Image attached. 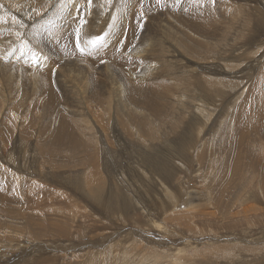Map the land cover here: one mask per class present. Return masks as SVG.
Segmentation results:
<instances>
[{
  "label": "bare ground",
  "instance_id": "1",
  "mask_svg": "<svg viewBox=\"0 0 264 264\" xmlns=\"http://www.w3.org/2000/svg\"><path fill=\"white\" fill-rule=\"evenodd\" d=\"M2 1L5 4L1 7V9L3 11L10 12L13 16H10L7 19V23L4 24L2 27H0V84L11 86L13 89L12 91L13 93L9 97L10 102L6 101V98L0 95V113L3 110L1 115L2 121L0 122V136L5 135L9 137H16L14 135V132L19 128V125L23 123H33L32 129L35 128L38 124H40L42 127L41 129L42 135H46L48 137L47 141L52 142V144L49 147L46 144H40V150L43 155L50 154L52 152V149H54L53 147H59V146H66V147L71 146L68 147V149L64 150V151L68 150L67 156H70V154L74 155L76 149L88 151L89 158L87 164L85 165V169L82 172H80L77 178L68 177L67 180H69V184H71V188L69 189L72 193L74 194L76 193L77 195H79L84 201L85 205L92 204L94 206V208L99 214V216H97L99 220H100L99 217L102 216L103 218L108 219V221L110 220L109 222H111L112 225L113 222L115 221L114 223L116 225L117 224L120 225V229L117 226H116V230L100 227L98 225L99 222L97 220L94 221L92 220V218H90L92 222L89 223L90 229L84 232L83 226L82 229H80L79 227L72 228L71 226L68 227L65 226L63 223L61 224L57 222L60 218H57V220L54 221L51 220L50 217L47 218L45 217L46 218L45 219L46 221H44L45 224L38 223L39 224L38 226L40 228H37V230H35V232H38L37 234L35 232H34L35 234L28 233L29 236L28 243L30 241H37V243L36 242H31L29 244L27 243V245L30 246L31 245L41 246L44 250L41 251L38 248L39 250H37L36 252H34L35 251L34 250L32 252H28L27 254L26 253L19 254L21 255L20 258H16L17 256L14 255V252L11 253L10 258H8L6 257V255L5 256L2 255L5 253L2 251L0 254V264H48L44 262L45 261L44 254L46 252H50L49 254L53 255V258L49 264H100L102 260V256L105 254L104 253L105 249L103 248V244L107 246V250L112 249L110 252L118 257L117 261L115 263L114 261H111V264L113 263L124 264L121 260L120 250L122 244L125 241L127 242L129 239H131L129 244L130 243L132 244H130L125 249V251H123L124 252L123 255L124 254L127 255V258L129 260L127 264H135L133 260L142 262L144 259H148L146 258L148 254L147 255L143 254L142 250H146V253L148 251L150 252L151 250H153L152 248L153 245L149 244L150 240L148 238L149 237L148 233L153 227H155L156 224L153 222L151 218L153 214L150 213V211L152 212L155 211L154 214L155 216L157 215L158 217H161L165 215L167 212H171V211L174 213L176 211V214L179 216L180 207L183 208L181 209V212L184 213L193 210V208L205 209L207 211L205 213L211 216V224L209 223L207 226L206 224H202L198 227H195L198 228L195 230V232L190 230L186 232L189 235L191 234L192 237L190 238V240L192 241L194 240L195 243L196 238L194 237L200 235H209L211 236V239H213L212 237H217V236L220 237L219 232L222 231L224 232L225 230L227 231V233L225 237H223V239L226 240L222 242H226L227 244L226 245L224 244L225 245L224 247H222L221 245L219 246L218 253H220L221 259H217V261L210 260V261L201 262L200 260L198 261V259L201 260L212 259L213 252L211 253L210 250H204V249L198 250L197 248L195 249L194 247H192L193 245L191 244V242L190 243L189 241L184 242L181 240V238H179L178 245L182 244L181 245L182 247L180 248V250L179 248L178 250H176V253H178L179 255L174 254L172 256L175 257L174 259L175 262H179L176 260H180L183 258L186 260L192 259L184 262L180 260L183 263H191V264L196 263L195 259L193 258H197V261L199 262L198 264H232L234 260H228V259H233V258L243 261L244 263H245L244 260H247L248 258L256 261L257 263L259 261L264 262V257L259 254L260 252H264V250L261 249V247L264 246V240H263L264 213H261L264 211V206L262 208H257L252 205L253 203H261L262 205H264V201H262V197H260L257 193L254 197H251L253 195V191L250 190L251 192H249V194L245 196L237 197L236 199H229L228 202L223 206V202L222 201L220 202V198L223 194V191L226 192V190H224L226 187L225 188L223 187L219 194L216 193L214 195L213 202L211 201L212 200L211 197L210 201L212 202L211 204L214 209H209L208 205H210V203L208 204L209 201L206 200L208 196L207 194H195L192 196L180 194L181 188L179 184H177L179 180V173L187 172V169L191 166L189 159L191 158L192 153H195V151H197V149L201 147L202 139L200 135L202 133L199 135L200 131H198V133H195L194 138L192 137V135L191 136L187 135L186 131L181 132V137L178 146L177 148H173V149H177L179 156H184V154H187L186 159L188 160H185V158H183L182 160L176 159L175 161H173V166H168L152 159L133 157L131 149H126L123 146V147H119L118 149H115L114 153L119 157L118 158L119 164L121 163L122 160L124 170H122V168L119 166L108 167L106 166V163L105 164L103 163L102 160L99 161L97 157V149L92 144L93 139L97 135L98 139L102 143L103 151H104V147L107 146V138L113 135H117V132L114 129L117 123H121L120 130L123 131V133H129V130L126 129L125 125L123 124L126 123V125L129 127H133V126L138 127L141 131H143L145 137H150L156 140L157 139L156 134L149 130L151 126L148 124L146 118L144 117L145 113H149V115L153 117L154 123L160 122L164 124L165 122L169 121L170 123L167 125V128L171 130H176L179 129V112L182 117L184 115V119L186 116L187 119L189 118L194 119L195 116H198V118H196L193 124L191 123L190 126L194 130L205 129V131H202L205 132V139L203 140V142H209V140L211 139V134L213 132L214 126L218 124L221 118V124L217 125V127L219 128L217 131L218 133L221 134L220 135L221 139H219V144H217L218 146L216 145L217 149L215 148L214 152L216 154L217 152L222 150L223 153L227 152L226 156L228 157L227 160L223 162L224 163L223 168L226 174L219 178V182L222 181V178H225L226 181H229L227 184H231L233 175L239 177L240 179L239 183L244 181L243 177L245 175L244 171L246 166L242 164L244 160V152H245L242 142L246 137L245 134L247 133L253 134V127L250 125V121L245 119L239 113L241 110H243L241 109L239 111L240 106L241 108H244L242 107L243 103H241L236 110L237 112L236 117L241 118L244 121V126H243L244 130L243 128L240 129L238 124L237 125L235 124L237 126V128L235 126V130H230L231 129L230 127L231 123L229 122L230 115L227 113L230 109L229 100L224 102L225 104L223 105L221 112L217 116L216 121L213 124L212 123L207 124L211 113L215 112V114H217V112L213 108L215 107L213 101L205 99L206 95H210L207 92V86L216 85V83H219L220 81L212 77H206L205 73L202 72V69H199L197 72H195L189 65L183 62H182V66L184 67L183 73L187 75V78H179V46L181 47L183 53L190 54L191 52H189L184 47V46H188L187 43H182V41H180L181 44H179V42H174V43L167 42V45L165 47L162 43H159V41L156 40V38H159L158 36L162 37L161 34H158V36L155 35L154 37H151L156 41L152 45L154 47L153 49L150 48L147 50L142 49V54H139V56L128 55L126 57H123L122 52L127 50L120 44L122 43L123 40L122 36L125 35V33H127V40L124 37V39L127 42L129 40L128 36L133 37V35L131 34L133 29H135L136 31L137 27L139 28V22L137 23L133 19L135 4L138 0H134V1L120 0L119 6L112 8V14L108 21L111 24L108 27L107 31H103L100 33L95 32L92 29V26L97 24V21L99 20L100 16L106 11V7H105L106 4H108L112 0H38V1L37 0H2ZM28 1H30L32 4H34V2L36 1L37 3L33 8H31L26 12L27 5H29L27 3ZM132 2L134 3L132 4ZM216 3L222 6L229 5L226 0H216ZM259 8L260 9L258 11L252 10L249 7H248L249 10L244 9L242 18L247 16L245 17L246 22H248V24L252 22L251 26L248 27L251 29L245 35V38H243L244 41L240 44L242 45L246 41V37L248 36L246 41V46L239 47L237 50L232 49L231 51L233 52H230L231 55L235 54V52L237 51H240L244 47L252 48L256 50L254 51L256 53L257 51H259L257 49L259 48L261 41L262 43H264L263 41L264 13L262 11V8L261 7ZM74 16L76 17L81 16L83 18V19L81 18L82 19L81 21L85 22L83 23L84 25H82V27L83 26L84 27H83V33L81 34L78 33L73 27V25H75L73 24V22H75L76 24H79L80 22V18L74 19L73 18ZM254 17L257 18V21L254 20ZM252 19L254 20L255 23L252 21ZM18 21H20L21 23H17ZM76 28H78V26ZM164 30L167 33L170 29L165 27ZM199 33L205 34L206 30H201L199 31ZM1 34L3 35V38H1ZM73 34L77 35V37L79 36L78 42L74 41L75 39L73 40ZM109 35L112 36L111 40L110 39L108 40ZM92 37L94 38L98 37L100 40L97 39L98 41H95L96 39H94L93 41L91 39H88ZM259 38H263V40ZM146 41L147 39L144 40V42ZM59 46H62L63 48L61 49ZM263 46L261 44V47ZM2 48H6L10 55H5ZM18 48L19 51L17 50ZM202 48L204 47L200 46L196 48L194 51L200 50L199 52L200 54H202L201 52ZM40 49H43L42 51H44L45 49L54 51L53 58L48 57V60L43 59L44 60L43 61L41 58H39L40 56H37L38 55L37 50L39 51ZM224 52H226V49L223 51V53ZM43 55L45 56V54ZM17 57L19 59H17ZM71 57H75V59L76 57H79L83 59L85 63L88 62V64L90 65L89 67H91V70L89 72L87 71L88 72L87 74H90V76L87 77L85 76V80H87L85 86L86 88H88L89 97L92 102L99 101L98 98L100 97V95L97 94L92 77L95 74L97 75L94 78L101 83L102 88L108 95V98L111 97L115 91L118 103L116 104V106L113 107V109L109 107L108 101L106 100V107L110 112V127L108 131H106V128L104 126H101L103 125V120L98 116L94 115V118L101 124L96 126L97 127L96 132H93L91 128H85L84 130L76 131L75 134L77 135V137H75L73 132L69 130L68 124L66 123L64 117L61 115V113L67 112L66 103L68 102V100L78 94V91L76 90L77 88L76 77L78 78L81 77V72H83L82 70L81 72H79L78 70L77 71L78 74L75 77V75L69 76L70 72L67 73L66 69H63L64 67L65 68L69 67L68 63L71 60L70 59ZM197 57L199 64H200V60L201 61L205 60V62H208L204 67L205 69L216 71L218 73H225V70L230 68L231 70H233V68L236 69L242 64V66L238 68V72L236 71L237 78H240L242 77V70L256 72L257 69H255V67L258 65L261 59L263 60L264 52H262L257 59L254 60L246 59L242 63H240V60L238 58V60L234 61V63L237 64L234 66L225 64V62L227 61L226 59L227 57L224 56L222 57L221 55L216 58L214 57V63L212 62L213 60H211L209 57L208 59L205 56L201 58V56L198 55ZM42 58L44 57L42 56ZM132 61H136V62L140 61L142 64H145L147 68L144 71L139 72V75L135 73L137 77L135 78L134 76V79L132 78L133 81L130 78L131 76L130 72H128L127 74L126 72H124L125 70H122L121 74L117 72L119 73V78L123 80L125 85L119 83L120 80L119 81L116 80L118 82L117 83L112 78H109L110 80L105 79L103 77L98 78L99 77L98 74L100 72L94 71L95 67H98L100 64L103 65L107 62L112 63L113 65H116L121 69H124L125 67H127V63L129 62L131 63ZM81 67L83 69L89 68V67H85V65ZM70 71L72 72L73 70ZM103 72L104 71H101V73ZM167 72L171 74L172 78H175V81L179 82L180 80V82H183L181 90H179V85L178 88L175 90L176 92H173L171 88H167V84L165 83V77H163V75ZM230 77L228 75V78ZM134 80H136L137 82ZM248 80L249 78L247 77L243 81L247 83L249 82ZM24 82L26 83V87H24L25 85H23ZM246 89L248 90V93L244 94ZM252 90L244 87L242 94H244L245 98H243L242 100H245L248 97L249 98L252 97L251 95H253L255 92V91L252 92ZM258 92L259 95L262 96V88L261 89L258 88ZM164 100H168L171 106H173L174 108L176 107L174 116H170L169 114L163 111L162 102ZM259 100L261 99H258L257 101ZM128 103H132L133 109H141V107H144L143 108L144 114L142 112L138 113L132 110L131 108H129ZM191 103L192 105H190ZM219 103H221V101H219ZM21 108H23L22 113L20 112L17 113L16 109L17 111H19ZM249 109H251V105ZM262 110L263 108H261L259 111ZM241 112L243 114V111ZM227 115H229L228 118L229 121L227 120L228 117ZM35 119L36 121L41 119L44 121L46 119L47 121L46 123L44 122L38 123V121L34 122ZM245 120H247V123H245L246 122ZM187 122L189 124V121ZM159 130H165V128L161 129L160 126ZM234 132L236 133L235 136H234ZM225 133H227V135H225L227 136V138L230 139L233 138L234 140H236L228 144V145L230 144L235 145V148L233 147L231 148V146H229L231 149H225V147H227L228 145L227 146L225 144H224L225 146L222 145L224 142V140H222L223 139L222 136ZM252 134L249 138L251 137L254 138ZM232 135L237 139L232 137ZM79 137H84L88 139H86L85 141H81L77 139ZM259 137H262V135H258V138ZM228 142L231 141L228 140ZM232 149L234 150V154L232 153L233 155L231 156ZM247 153L248 151L245 152V154ZM250 154L251 157L252 154L255 157L254 163L256 162L255 163L256 165L253 164L251 165L252 160L249 158L248 159L251 161V163L248 162L247 164L251 165L250 170L252 169L257 173L258 172L260 173V180L262 184V190L264 193L263 158L260 159L261 155H257L256 153L253 152ZM219 156L221 157V155ZM70 157L73 158V161L69 162V164L66 165V168L74 167L75 165L74 156H70ZM194 158L199 161H202L204 159V149L200 148V150L197 151V153H195ZM224 158L225 157H222L221 160L223 161ZM179 162L184 164L183 167H185V171H182V166L179 165ZM217 162L219 163V161L215 159L214 163L218 164ZM24 164L25 162L22 163V166H24ZM196 166L197 167L200 166V163L197 162ZM137 168L141 172H143L144 176L139 173ZM252 170L251 172L253 173L250 172L249 173L255 176L256 173ZM136 171L140 176L146 177L148 180L153 182L154 186H156V189H158L159 192H162L159 195H161L164 198L163 200H165V198L167 199L165 203L151 201L150 204L148 203L149 204L148 207H150L148 209L147 206L145 207L141 205L142 203V201L140 200L141 198L135 199L134 204H131V202L129 204V202H127L125 194L123 193L120 194L121 196L120 198L118 195H114V194L111 195L108 192L104 191L106 189L104 187L103 178L106 173L126 174ZM55 179H53V182H55ZM59 183L60 182L56 184ZM170 189L179 192V195H177V193L166 194L167 191H169ZM243 189L244 188H241L240 192ZM110 193L112 192L110 191ZM148 196H150V194ZM161 196H159V198H161ZM179 198H181L180 201H183V203L180 202L179 204ZM240 200L242 201L238 204V206H236L235 205L236 202ZM189 201H197V204H203V205H196L194 202H191L189 205L186 206L187 204L186 202ZM75 202L76 200L74 201V203L72 201H69L68 206L74 207ZM233 204L238 208L237 210ZM220 207H222V213L217 211V209ZM77 211L78 213H80L79 218L80 217L82 219L86 218L80 212V210ZM184 213H182V215ZM190 213H187V215L185 216L190 217ZM54 214L56 215V213ZM27 216H28L27 214H23L18 211L4 212V214H2V211H0V243L5 238L10 239V236H6L3 233L5 230L10 231L11 230L10 227H11L13 229L12 232L14 233L15 237L10 241H14V244H16L15 245L16 249H18L17 248L18 246H22L24 240L26 241L27 236L25 235L22 236V232L21 229H19V225L21 224V222L26 221ZM166 216L163 217L166 218ZM171 218L169 219L168 216V219L170 221ZM178 218L174 217V220ZM230 218H233V220L228 221V223H225V225L223 223L221 224L219 223L221 221L223 222ZM240 219L243 220L245 219V220L239 221ZM206 221H208V219ZM33 222L32 219L27 221L28 226L34 225ZM174 223L175 225L176 224L179 225V221H175ZM3 225H6V227L4 228ZM207 227L209 228V230ZM246 227L249 228L261 227L263 229L261 231H257L256 233H254V231L248 233ZM3 228L5 229L4 231ZM73 229H76L78 231L77 239L73 237ZM243 230L245 231L246 234L245 238L243 239V241L240 240L238 241L240 243H245L246 245L245 246L238 245L237 247H235L238 250L234 252L233 250L234 246L232 247L231 245L237 243L235 239L232 238V236L235 232L242 233ZM135 240L139 241L138 246H135L133 244ZM104 241L107 242L103 243ZM108 244L109 245L112 244V246L109 248ZM4 245H6V243ZM212 245H214V243ZM67 248H70L68 249L69 252H66ZM19 249L21 248L19 247ZM187 249H191L193 250V252L187 253ZM53 250L55 252L57 251L56 255H54ZM78 251L82 253L83 255L82 258L79 257L78 254H76ZM160 256L166 259V256H163V252L160 253ZM95 257H97V259H94ZM166 263L167 262L162 264H166Z\"/></svg>",
  "mask_w": 264,
  "mask_h": 264
},
{
  "label": "rangeland",
  "instance_id": "2",
  "mask_svg": "<svg viewBox=\"0 0 264 264\" xmlns=\"http://www.w3.org/2000/svg\"><path fill=\"white\" fill-rule=\"evenodd\" d=\"M37 1L34 2V4L28 1L27 3L29 5H27L26 12L30 10L31 8H33L36 5ZM226 1L229 5L222 6V5H218V3H216V0H150L151 3L149 2V0H145V1L138 0L135 4V10H134V16H133L134 21L137 23L139 22V28L137 27L138 31L137 29L136 31L135 29H133V31L131 32L133 37L131 35H130L131 37L128 36L129 40L127 42H126L127 33H125L126 36L125 35L122 36L123 40H122V43L120 44L127 50V51L122 52L123 57H126L128 55L129 56L131 55L139 56V54H142V49L143 50H147L149 48L153 49L154 47L152 45L156 41L152 39L151 37H154L155 35L158 36V34H161L162 37L158 36L159 38H156V40H158L159 43H162L165 47L167 45V42L168 43L179 42V44H181L180 41H182V43H187L188 46H184V47L192 54L183 53L181 47L179 46V78H187V75L183 73V69H184V67L182 66V62H183L189 65L195 72H197L199 69H202V72L205 73L206 77H212L220 81L219 83H216V85L207 86V92L210 95H206L205 99L213 101V104L215 105V107L213 108L217 112V114H215V112L211 113L207 124H211V123L213 124L216 121L217 116L219 115L223 105L225 104L224 102L229 100L230 109L227 113L230 115V119H229L230 121L228 120L229 115H227L228 116L227 120L231 123L230 130H235V126L237 124L240 127V129H242L244 126V121L241 118L236 117V114H237L236 110L241 103L244 104V106L242 104V107L244 108H241L240 106V109H239V111L243 109L241 110L243 111V114L241 111L239 113L245 119L250 121V125L253 127V134L252 133L245 134L246 137L244 138L242 142L245 152L248 151L247 154H245V152L243 151L244 160L242 164L246 166L245 171L242 170L245 172V175L243 177L244 181L239 183L240 181L239 177L236 175H233L231 184H227L229 181H226L225 178H222V181L219 182V178L226 174L223 168L224 167L223 162H225L228 157L226 156L227 152L223 153L222 150L217 152L216 154L214 152L216 145L219 144V139H221L220 138L221 134L218 133L217 131L219 129L217 125L221 124V118L218 124L214 126L213 132L211 134V139L209 140V142H203V140L205 139V132H202V131H205V129L194 130L190 126L191 123L193 124L194 120L198 118V116H195L194 119L193 118L187 119V116H186L185 117L186 121H185L184 115L182 117L179 112V129H176V130H171L167 128V125L170 123L169 121L165 122L164 124L160 122L154 123L153 117L149 115V113H145L144 117L146 118L148 124L151 126L149 130L156 134V138H157L156 140L150 137H145L143 131H141L138 127L136 126L129 127L126 125V123H123V124L125 125L126 129L129 130V133H123V131L120 130L121 123H117L114 127L115 131L117 132V135H113L107 138V146L104 147V151H103L102 143L98 139L97 135L93 139V143H92L93 146L97 149V157L99 161L102 160L103 163L104 164L106 163V166L108 167L119 166L122 168V170H124L122 160H121V163L119 164L118 162L119 157L114 153L115 149H118L119 147H123V146L126 149H131L133 157H142L144 159H152L162 164L173 166V161H175L176 159L182 160L183 158H185V160H188L186 159L187 154H184V156H179L177 149H173V148H177L178 146V143L181 137V132L186 131L187 135L189 136L192 135V137L194 138L195 133H198V131H200L199 135L202 133L200 135L202 139L200 148L204 149V159L202 161H199L194 158L195 153H197V151H199L200 148H198L197 151H195V153H192L191 158L189 159L191 166L187 169L186 173H179V180L177 184H179L181 188V193H180L181 195L184 194L187 196H192L195 194H207L208 196L206 200L209 201L208 204L210 203V205H208L209 209H214L211 204L213 202L214 195L216 193L219 194L223 187L227 188V189L226 188L224 189L226 190V192L223 191V194L220 198V202L221 201L223 202V206L228 202L229 199H236L237 197L245 196L249 194V192H251L250 190L253 191V195L251 197H254L257 193L260 197H262V201H264V193L262 190L260 173L259 172L257 173L256 171L251 169L252 171L256 173V175L253 176L252 174H250V173H253L250 170L251 165L252 164L256 165L255 164L256 162L254 163L255 157L253 156V154L251 157L250 153L253 152V153H256L257 155H261L260 159L263 158V161H264V138H263L264 137V58L263 60L261 59V61L255 67V69H257L256 72L242 70V77L240 78H237L236 71L238 72V68L241 67L242 64L236 69L233 68V70H231L230 68V69H226L225 73H218L216 71L205 69L204 67L208 63V62H205V60L204 61L200 60V64L198 63V60H197L198 55L201 56V58L205 56L207 59L209 57L211 60H213L212 62L214 63V57L216 58L221 55L222 57L223 56L227 57L226 58L227 61L225 62V64L234 66V65H237L234 63V61L238 60V58L240 60V63H242L246 59H252V60L257 59L260 56V54L264 52V46H263L264 43H262L261 41L259 45L260 49L258 48L257 50L259 51H257L256 53L254 52L256 50L249 48V47H244L240 51L235 52V54L233 55H231L230 53V52H233L231 51L232 49L237 50L239 47L246 46V41H247L248 36L246 37V41L242 45L240 44L244 41L243 38H245V35L250 31L251 28H248V27L251 26L252 22L249 24L248 22H246L245 17L247 16L242 18L244 9L249 10L248 9L249 7L252 10L258 11L260 9L259 7H261L264 13V8H263L264 0H226ZM133 3L134 2H132V4ZM4 4L5 3L2 0H0V27H2L4 24L7 23V19L10 16H13L10 12H6L1 9V7ZM119 4H120V0H112L111 2L106 4L105 6L106 11L100 16L99 20L97 21V24L92 26V29L95 32L100 33L103 31H107L108 27L111 24L108 21L112 14V8L119 6ZM73 18L74 19L80 18L79 24H76L75 22H73V24H75L73 25V27L78 33L80 34L83 33L84 26L82 27V25H84L83 23H85L81 21L83 18L81 16L80 17L74 16ZM254 20L257 21V18L254 17ZM254 20L252 19L253 22ZM17 23H21V22L18 21ZM76 25L78 26V28H76L77 27ZM165 27L170 29L167 33L164 30ZM201 30H206V33L200 34L199 31ZM75 36L77 37V35L73 34V40L75 39L74 41L78 42L79 36L77 37V39ZM111 37L112 36L109 35L108 40L109 39L111 40L112 39ZM124 37L126 40L124 39ZM1 38H3L2 34H1ZM88 39H91L93 41L94 39H96L95 41L100 40L98 37L96 38L92 37ZM146 39H147L146 41L147 43L144 42V40ZM259 39L263 40V38H259ZM123 42L127 44H124ZM261 44L263 47H261ZM200 46L204 47L201 49L202 54H200L199 52L200 50L194 51L196 48ZM59 47L61 49L63 48L62 46H59ZM2 49L5 55H10L6 48H2ZM225 49H226V52L223 53ZM17 50L19 51V48ZM42 50L43 49H40L39 50L40 52L37 50L38 52L37 56H40L39 58H41L42 60L43 59L48 60V57L53 58L54 51H50L46 49L44 51ZM13 54H16V53H13ZM43 54H45V56ZM42 56L44 58H42ZM17 59L19 58L17 57ZM70 59L71 60L68 63L69 67L63 68V69H66L67 73L70 72L69 76L75 75L76 77L78 74L77 72L78 70L79 72H81V70L83 72H81V77L79 78L76 77L77 78L76 90L78 91V94L68 100V102L66 103L67 112L61 113V115L64 117L66 123L68 124L69 130L73 132L75 137H77V135L75 134L76 131L84 130L85 128H91L93 132H96L97 130L96 126L101 125V124L94 118V115L98 116L99 118L103 120V125L101 126H104L106 128V131H108L110 127V112L106 107V100L108 101L109 107L113 109V107L116 106V104L118 103L115 91L113 95L108 98V95L102 88L101 83L97 79L94 78L97 75L95 74L92 77H93V81L95 84V89L97 91V94L100 95V97L98 98L99 101L92 102L89 97L88 88H86L85 86L86 81H87L85 80V76L86 77L90 76V74H87L91 70V67H89L90 65L88 64V62L85 63V61L79 57H76V59L75 57H71ZM83 65L89 68L83 69L81 67ZM112 65H113L112 63L107 62L103 65L100 64L98 67H95L94 71L100 72L98 74L99 75L98 78H102V77L105 79L112 78L114 79V81L120 80L119 83L124 84L123 80L119 78V73L121 74L122 70H125L124 72H126V74L130 72L131 73L130 78L134 79V76L136 78L137 75H139V72H142L147 68V66L145 64H142L140 61L139 62L132 61L131 63L129 62L127 63V67H125L124 69H121L117 67L116 65H113L114 66L113 67ZM259 69H260V72H259ZM70 70H73V71L71 72ZM101 71H104V72L101 73ZM228 75L229 77L230 76L231 77L228 78ZM163 77H165V83L167 84V88H171L173 92H176L175 90L178 88V85H179V90H181L183 82H180V80L179 82L175 81V78H172L171 74L168 72L165 73ZM247 77L249 78L248 80L249 82L245 83L243 80H245V78ZM0 85L2 86V87L0 86V95L2 97H5L6 101L10 102L9 97L13 93L12 87L9 85H3V84H0ZM23 85H25L24 87H26L25 82ZM244 87L249 88L251 90L253 89L252 92L254 91L255 92L253 95H251L252 97L250 98L248 97L245 100H242L243 98H245L244 94L248 93V90L246 89L244 94H242ZM257 87L259 89L262 88V96L259 95ZM241 94L244 97H242ZM258 99H261V100L257 101ZM219 101H221V103H219ZM190 105H192V103ZM250 105H251V109H249ZM128 106L129 108H131L132 110L138 113L144 112L143 111L144 107H141V109H133L132 103H128ZM162 108L164 112H166L170 116H174L176 107L174 108L173 106H171L168 100H164L162 102ZM261 108H263V110L259 111ZM22 110L23 108H21L19 111H17L16 109V112L22 113ZM2 112L0 113V122L2 121L1 120ZM41 120H37L38 123H42V122L46 123L47 121L46 119L45 121L44 120L41 121ZM247 120H245L246 121L245 123H247ZM37 121L36 119L34 120V122H37ZM187 121H189V124ZM239 122H242V123H239ZM160 126H161V129L165 128V130H159ZM32 127H33V123H23L19 125V128L17 130H15L14 135L16 137H9L5 135L0 136V211H2V214H4V212L18 211L23 214H27L29 216V217L27 216L25 222H21V224L19 225V229H21L22 236L23 235L27 236V239L26 241L24 240V243L22 244V246L17 247L18 249H16V246H15L16 244H14V241H10L15 237L14 233L12 232L13 229L10 227L11 229L10 231L5 230L4 228L6 227V225H3L4 227L3 231L4 230L8 231V232L4 231L3 234L6 236H10V239L5 238L2 241L3 243L2 242L0 243V246H1L0 254L3 251L5 253L2 255L4 256L6 255V257L10 258L11 253L14 252V255L17 256L16 258H20L21 255L19 254H23V253L27 254L28 252H32L34 250H35L34 252H36L39 249L43 251L44 249L41 246L27 245L29 241L28 233L33 234L35 230H37V228H40L38 226L39 225L38 223L45 224L44 221H46L45 219L47 217H50V219L54 221L57 220V218H60L57 222L61 224L63 223L65 226H68V227L70 226L72 228L79 227L80 229H82V226H83L84 232L90 229L89 223H92L90 218H92V220L94 221L97 220L99 222L98 225L100 227H105L111 230H116V226H117L120 229V225L119 224L116 225L114 223L115 221L113 222V225H112V223L109 222L110 220L108 221V219H105L102 216L99 217L100 218L99 220L97 217L99 216V214L94 208V206L92 204L85 205L82 198L76 193L75 194L72 193L69 189L71 188V184H69V180H67L68 177L77 178L80 172H82L85 169V165L87 164L88 158H89V152L76 149L74 155L70 154V156H74V160H75L74 167L66 168V165L69 164V162H72L73 158L70 156H67L68 150L67 151H64V150L68 149V147H71V146L53 147L54 149H52V152L50 154L43 155L40 150V144H46L49 147L52 144V142L47 141L48 137L46 135H42L41 133L42 127L40 124H38L33 129ZM235 134L236 133L234 132V136ZM251 134L254 137V138L251 137L252 139L249 138ZM225 135H227V133H225L222 136L223 137L222 140H224L225 142V143L223 142L222 144L223 146L225 145L227 146L229 143L236 141L233 138H232L233 139L232 141V139L227 138V136ZM258 135H262V137H259L260 139L263 138L261 139V141L258 138ZM234 136L232 135V137ZM247 136L249 139L247 138ZM256 137L258 141L256 140ZM149 138L151 139V141ZM234 138L237 139L236 137ZM77 139L81 141H85L88 138L79 137ZM197 139H198V136H197ZM227 139L230 140L231 142H228ZM256 145H258L259 147ZM229 146H231V148L232 147L235 148V145L230 144L227 147H225V149H231ZM236 149H237V146H236ZM232 153L234 154L233 149L231 151V156L233 155ZM219 155H221V157ZM222 157H225L223 161L221 160ZM248 158L252 160V163ZM215 159L219 161V163L217 162L218 164L214 163ZM23 162H25L24 166H22ZM197 162L200 163V166L198 167L196 166ZM248 162L251 163V165L247 164ZM179 165L182 166V171H185V167H183L184 164L179 162ZM137 170L139 171L141 175L144 176L143 172H141L138 168ZM220 170L223 172H221ZM53 179H55V182H53ZM103 180H104V187L106 189L104 190L105 192H108L111 195L113 194L118 195L120 198H121L120 194L123 193L126 195V199H127V202H129V204L130 202L131 204H134L135 199H138V198L139 199L141 198L140 199L142 201L141 205L145 207L146 206L148 207L151 201L152 202L154 201L164 202V203L167 201L166 198L165 200H163L164 198L161 195H159L162 192H159L158 189H156V186H154L153 182L148 180L146 177L140 176L137 173V171L126 173V174L125 173L123 174L106 173L104 175ZM58 182L60 183L56 184ZM245 183H248V184H245ZM241 188H244V189L240 192ZM110 191L112 193H110ZM170 193H177V195H179V192H176L173 189H170L169 191H167L166 194H170ZM149 194L150 196H148ZM159 196H161V198H159ZM67 197H68V200H67ZM211 197H212V200H211ZM180 199L181 198H179V204L180 202L183 203V201H180ZM75 200H76L75 206L69 207L68 202L72 201L74 203ZM241 201L242 200L237 201L236 204L235 203L234 204L238 206V204ZM191 202H194L196 205H203V204H197V201H189V202H186L187 203L186 206L189 205ZM252 205L257 208H262L264 206L261 203H253ZM222 207L218 208L217 211L222 213ZM149 208L150 207H148V209ZM76 209L80 210V212L86 218L85 219H82L81 217L79 218L80 213H78ZM181 209L183 208L182 207L179 208V216L176 214V211L175 213L172 211L167 212L165 215H163V216L168 215L169 219L172 217L173 219L171 218V221L174 220V217L176 218L179 217L178 219L172 222L168 219V216H166V218L163 216L158 217L157 215L155 216L154 214L155 211L154 212L150 211V213L153 214L151 218L153 222L156 224L155 227L151 229L152 231L150 230L148 233L149 235L148 238L150 240L149 244L153 245V246L151 245L153 250H151L152 252L148 251L147 253H146V250H142L143 254H146V255L148 254L146 256V258L148 259H144L142 262L140 260H139L140 262H138L137 260H133L135 264H146V262L147 264H162L165 262H167L166 264H191V263H183V262L189 261L192 259H188V260L184 258L180 259L183 262H181L180 260H176V261L181 262L179 263V262L174 261L175 257H172L174 254L179 255L178 253H176V250H178V248L180 250V248L182 247L181 246L182 244L178 245L179 238H181V240L184 242L185 241H189V243L191 242V244L193 245L192 247H194L195 249L197 248L198 250L199 249L200 250H203V249L210 250L211 253L213 252L212 259H206V260L198 259V261L199 260L201 262L210 261V260L217 261V259H221L220 253H218L219 252L218 249L220 245L224 247L227 244L226 242H222L226 240V239H223V237H225L227 231L224 230V232L223 231L219 232L220 237L219 236L212 237L213 239H211V236L209 235L196 236L195 234L196 237L194 236L193 237L196 238L195 239L196 242L194 243V240L193 241L190 240V238L192 237L191 234L189 235L186 232L188 230L195 232V230L198 229L195 227H198L202 224H206V226L209 223L211 224V216L205 213L207 212L205 209L193 208V210L187 211L185 213L181 212ZM237 209L238 208L236 207V210ZM54 213H56V215ZM182 213L184 214L182 215ZM187 213H190V217L185 216L187 215ZM261 213H264V211ZM204 216H205V219H204ZM206 218L208 219V221H206L207 220ZM31 219H32V222L34 221L33 223L35 226L34 225L28 226L27 221ZM231 220H233V218L227 219L223 222L221 221L219 223L220 224L223 223L225 225V223H228V221H231ZM244 220L240 219L239 221H244ZM175 221H179V225L177 224L175 225L174 223ZM118 223H121V222H118ZM213 223H216V222H213ZM220 224H217V225H220ZM246 229L248 233H251L253 231L254 233H256L257 231H261L263 228L246 227ZM75 230L76 229H73V237L77 239L78 231L77 230L75 231ZM35 233L37 234L38 232H35ZM245 235L246 234L244 230L242 231V233L235 232L233 234L232 238L235 239L237 243V244L231 245L232 247L234 246L233 247L234 252L238 250L237 248H235L238 245H241V246L246 245L245 243H240L238 241V240L243 241V239L245 238ZM117 241H114V242H117ZM130 241L131 239H129L127 242L125 241L122 244V247L120 250L121 260L124 264H127L129 260L127 258V255L125 254L123 255L124 253L123 251H125V249L130 244H132V243L129 244ZM135 241L133 244L135 246H138L139 241L138 240H135ZM31 242L37 243V241H30L29 243ZM106 242L107 241H104L103 243H106ZM206 242L207 243L209 242V243L207 244ZM5 243L7 246L4 245ZM213 243L214 245H212ZM24 244H25V247H24ZM108 246L110 248L112 244L110 245L108 244ZM19 247L21 249H19ZM103 248L105 249V252H104L105 254L102 256V260L100 264H111V261H114L115 263L118 257L110 252L112 249L107 250V246L105 244H103ZM68 249L70 248H67L66 252H69ZM261 249L264 250V246L261 247ZM155 250H158V251H155ZM56 252L53 250L54 255H56ZM162 252H163V256H166V259L160 256V253ZM188 252L192 253L193 250L187 249V253ZM49 253L50 252H46L44 254L45 261L43 260L45 263H48V264L53 258V255ZM76 254H78V256L81 258L83 257L80 251H78ZM259 254L264 257V252H260ZM94 259H97V257H95ZM193 259H195V262H196L195 264L199 263L197 261V258H193ZM228 260H234L232 264H243L244 263L243 261L237 260L236 258L228 259ZM244 261H245L244 264H252V263L253 264H264V262L259 261L257 263L256 261L250 258Z\"/></svg>",
  "mask_w": 264,
  "mask_h": 264
}]
</instances>
